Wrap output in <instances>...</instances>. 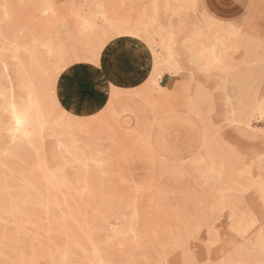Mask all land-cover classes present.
<instances>
[{
  "label": "snow or ice",
  "instance_id": "snow-or-ice-1",
  "mask_svg": "<svg viewBox=\"0 0 264 264\" xmlns=\"http://www.w3.org/2000/svg\"><path fill=\"white\" fill-rule=\"evenodd\" d=\"M28 7L40 9L54 32L42 44L36 37L30 44L6 41L8 54L19 61L23 53L40 76L0 88V157L16 158L68 133V147L60 145L63 167L84 177L93 169L105 172L110 146L119 139L120 103L134 99L156 115L161 99L176 97L188 103L178 121L174 174L190 178L184 169L191 166L213 193L210 211L187 216L163 234L152 224V208L143 209L141 226L137 202L127 209V230L112 229L97 239L105 230L92 228L87 247L76 245L93 259L76 261L64 250L61 264H264V127H254L264 124V100L235 106L237 68L213 41L214 35L245 36L244 26L256 19L264 37V0L258 18L250 0H44ZM260 44L264 50V39ZM164 73L175 76V88L161 86ZM83 191L90 194L87 179ZM0 239L9 242L7 231ZM128 247L144 255L123 258Z\"/></svg>",
  "mask_w": 264,
  "mask_h": 264
},
{
  "label": "rangeland",
  "instance_id": "rangeland-1",
  "mask_svg": "<svg viewBox=\"0 0 264 264\" xmlns=\"http://www.w3.org/2000/svg\"><path fill=\"white\" fill-rule=\"evenodd\" d=\"M43 2L0 0V88L18 87L23 76L39 79L40 70L32 67L30 58L21 53L17 61L8 54L6 41L30 44L36 37L42 44L52 38L54 25L49 26L47 18L40 15V9L28 7ZM103 2L124 4L134 0ZM250 2L257 5L254 16L258 18L261 0ZM244 32L245 36L240 38L228 34L213 37L226 60L237 68L232 92L237 108L264 100L261 71L264 50L260 44L264 37L258 19L249 20ZM40 54L46 56L43 49ZM176 85L174 75H162L163 88ZM187 103L176 97L163 98L161 110L156 115H148L139 101L121 102L119 139L110 146L112 162L105 172L93 169L89 177L76 176L72 169L63 167L65 154L60 145L68 147V133H63L64 139H60L61 133H56V139L42 140L16 158L0 157V238L5 231L9 238L7 244L0 239V264H6L7 260L16 264H61L64 250L76 261L93 259L91 253L84 257L76 245L87 247L92 228L105 230L104 236L97 239L107 238L112 229L127 230L131 226V213L127 209L134 208L137 202L141 209V226L143 209L152 208V224L161 234L178 228L187 216L210 211L213 193L192 175V167L184 169L190 178L178 179L174 174L172 160L181 128L178 121L181 106L186 109ZM256 126L260 128L264 124L256 121ZM86 179L90 194L83 191ZM14 204L20 206L23 215L18 214ZM125 215L129 217L127 220ZM220 252L219 258L223 259L227 253L224 249ZM143 255L128 247L123 258L139 260ZM113 256L120 258L119 253Z\"/></svg>",
  "mask_w": 264,
  "mask_h": 264
},
{
  "label": "bare ground",
  "instance_id": "bare-ground-1",
  "mask_svg": "<svg viewBox=\"0 0 264 264\" xmlns=\"http://www.w3.org/2000/svg\"><path fill=\"white\" fill-rule=\"evenodd\" d=\"M257 127V126H256ZM46 162V161H45Z\"/></svg>",
  "mask_w": 264,
  "mask_h": 264
}]
</instances>
